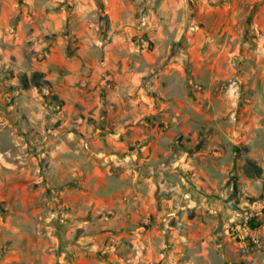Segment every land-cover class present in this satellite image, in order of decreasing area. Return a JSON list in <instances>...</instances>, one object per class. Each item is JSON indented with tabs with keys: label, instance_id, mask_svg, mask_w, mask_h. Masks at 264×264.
<instances>
[{
	"label": "rangeland",
	"instance_id": "rangeland-1",
	"mask_svg": "<svg viewBox=\"0 0 264 264\" xmlns=\"http://www.w3.org/2000/svg\"><path fill=\"white\" fill-rule=\"evenodd\" d=\"M99 2L90 21L97 24L99 43L92 42L94 52L88 57L98 62L111 34ZM72 10L69 0H0V264H264V104L256 105L261 126L251 134L239 128V114L252 94L250 72L237 71L221 80L218 89L211 88L217 108L224 104L219 96L229 88L237 86L240 92L235 111L221 116L206 105L197 113L193 95L205 88L192 81L188 66L182 73L174 70L164 83H153L159 67L171 64L169 55L149 68L136 65L141 73L137 90L149 98L145 122L174 135L168 141L171 137L163 134L170 158L159 163L164 177L155 192L156 210L133 220L118 216L115 208L68 215L67 205L47 180L53 144L60 139L73 144L85 122L111 133L114 128L101 118L103 107L95 115L74 99L70 104L73 92L76 97L87 86V77L77 78L73 92L61 90L59 83L65 81L66 67L77 59L81 43L68 23ZM133 42L139 49L153 47L142 34ZM183 42L171 45L170 54L187 48ZM33 71L42 72L52 89L22 88L19 76ZM106 76L110 82H104ZM99 78L102 89L113 85L107 71ZM246 123L251 124L249 119ZM211 138H217L212 146L225 167L217 172L216 189L208 191L202 185L205 179L180 159L211 144ZM142 142L137 139L133 147ZM215 153H204L205 172ZM248 158L261 166V177L245 173ZM250 219L258 225L250 227Z\"/></svg>",
	"mask_w": 264,
	"mask_h": 264
},
{
	"label": "crops",
	"instance_id": "crops-1",
	"mask_svg": "<svg viewBox=\"0 0 264 264\" xmlns=\"http://www.w3.org/2000/svg\"><path fill=\"white\" fill-rule=\"evenodd\" d=\"M69 4L73 7L68 20L71 33L81 43H77V59L66 67L69 70L65 81L59 83L64 89H60L73 92L77 78L87 77L85 89L79 90L76 97L74 92L73 97L68 95L70 104L74 99L73 103L95 115L103 107L101 118L108 119L114 128L111 133L85 122L73 144L62 139L53 144L47 180L67 205L68 215L82 214L87 208L97 214L115 208L118 216L133 220L156 210L155 192L164 177L159 163L170 158L163 134L171 137L168 141L174 135L145 122L149 98L137 90L141 88V73L136 65L149 68L169 55L171 64L166 62L159 67V75L150 81L153 83H164L174 70L182 73L184 66H188L192 81L205 88L193 95L197 113L206 105L208 111L221 116L229 115L233 108L235 111L240 92L237 86L229 88L219 96L218 101L223 100L224 104L217 108V97L211 95V88L218 89L221 80L237 71L250 72L252 94L239 114V128L251 134L254 131L250 130L261 126L256 105L264 104V0H102L111 34L102 44L100 62L88 58L94 52L93 44L99 43L97 24L90 22L96 0H69ZM139 34L153 43L151 50L139 49L133 42ZM182 40L181 45L187 48L180 47V53L175 50V54H170L171 45L178 46L176 42ZM135 57H139V62H131ZM105 71L112 76L113 87L102 89L99 76ZM183 80L188 90L187 78L184 76ZM118 120L121 125L116 124ZM137 139L143 142L133 147ZM216 140L211 138V144L202 145L187 160L179 158L184 166L191 165L195 174L205 179L202 185L208 191L216 189L217 172H224L225 167L222 162L219 165L221 155L215 153L219 151L217 146H212V142L217 144ZM209 151L215 155L209 157L211 166L205 172L201 166ZM113 222L120 226L119 221Z\"/></svg>",
	"mask_w": 264,
	"mask_h": 264
},
{
	"label": "trees",
	"instance_id": "trees-1",
	"mask_svg": "<svg viewBox=\"0 0 264 264\" xmlns=\"http://www.w3.org/2000/svg\"><path fill=\"white\" fill-rule=\"evenodd\" d=\"M98 8L100 11H102V4L100 2L98 3ZM18 82L22 88H27L29 86H35L39 89L42 87H46L49 90L52 89L51 82L43 78V73L39 71H33L30 76L26 74H21L18 78ZM54 98H56L55 95H54ZM244 171L250 177H261L262 175L261 166H259L255 161L249 158L244 163ZM263 188H264V185H263ZM262 212H264V206L262 207ZM248 223L250 227H256L258 225V222L254 221V219H250Z\"/></svg>",
	"mask_w": 264,
	"mask_h": 264
},
{
	"label": "built area",
	"instance_id": "built-area-1",
	"mask_svg": "<svg viewBox=\"0 0 264 264\" xmlns=\"http://www.w3.org/2000/svg\"><path fill=\"white\" fill-rule=\"evenodd\" d=\"M104 82H110V77L108 76L104 77Z\"/></svg>",
	"mask_w": 264,
	"mask_h": 264
}]
</instances>
